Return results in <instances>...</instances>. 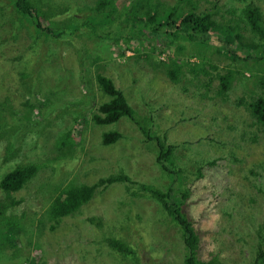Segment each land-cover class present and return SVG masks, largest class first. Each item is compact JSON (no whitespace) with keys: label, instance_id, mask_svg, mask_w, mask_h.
<instances>
[{"label":"rangeland","instance_id":"rangeland-1","mask_svg":"<svg viewBox=\"0 0 264 264\" xmlns=\"http://www.w3.org/2000/svg\"><path fill=\"white\" fill-rule=\"evenodd\" d=\"M160 1L166 7L178 2ZM254 1L264 12V0ZM32 2L45 8L64 3L90 9L96 0ZM193 4L198 12L218 6L220 15L231 18L233 15L227 11L236 8L239 15L246 0H192L184 4V9H191ZM8 24L12 26L7 31L0 29V100L9 98L16 108L23 110L31 94L17 74L21 68L39 65L36 71L40 89L29 111L36 122L52 104H56V111L61 114L49 117L48 127L44 125L41 130L35 127L31 133L20 135L17 155L9 163H5L7 139L0 140V177L4 170L18 163L35 161L39 166L33 180L13 194L17 200L23 199L14 213L27 215L23 225L28 235L23 236L22 253L28 259L34 258L36 264H123L112 257L104 238L124 234L127 241L140 245V251L146 249L143 241L149 239L147 256L150 257L144 264H184L185 249L169 216L159 203L132 194L139 188L136 183L165 190L172 181L156 162L154 143L147 141L132 119L122 118L103 126L91 120L96 105L107 99L95 81L97 73H101L114 78L130 106L152 123L149 125L152 133L166 136L167 143L178 147L175 150L177 169L184 173L193 190L188 208L192 222L203 233L206 258L213 254L220 264H251L258 231L264 221V129L237 99L252 100L256 94L261 95L257 78L264 75V63L258 60L235 63L215 49L209 50L212 64L219 66L220 74L228 70L243 73L233 82L228 98L223 99L217 94L220 88L217 81L209 90L199 87L196 80L184 82L187 91H183L182 84L173 85L162 70H154L147 62H137L134 52L126 51L127 55L121 57L118 47L123 40L83 34L73 37L72 44L71 40H57L51 35L37 44L33 29ZM60 26L63 28L66 24L63 22ZM243 30L246 36L252 37L248 27ZM130 43L136 48L142 46L139 38ZM180 45L191 56L201 54L194 45ZM81 46L89 57L86 73L81 71ZM161 47L165 48L159 44L158 48ZM142 48L148 49L149 44ZM172 51H177V45ZM197 57H190V62H198ZM164 58V54L160 56L161 60ZM250 71L257 75L250 76ZM197 79L205 82L206 75L200 73ZM89 81L91 88L87 90L84 84L88 85ZM79 100L83 107L78 106ZM81 119L84 122H79ZM111 131H118L122 137L117 143L104 146L102 136ZM64 135L72 139V156L59 149L58 143ZM63 153L67 157H61ZM219 157H223V162L221 165L218 162V167L204 166L208 160ZM202 167L205 172L200 177L198 169ZM120 172L129 175L134 183L101 186L84 206L82 215L65 217L60 223L52 220L48 208L65 186L91 185ZM90 217H96L102 225L90 224L87 221ZM125 223L127 226L130 223L128 231H123Z\"/></svg>","mask_w":264,"mask_h":264},{"label":"trees","instance_id":"trees-1","mask_svg":"<svg viewBox=\"0 0 264 264\" xmlns=\"http://www.w3.org/2000/svg\"><path fill=\"white\" fill-rule=\"evenodd\" d=\"M32 1L0 0V29L6 28L7 31L8 27L12 26L7 23H16L20 27L33 29V34L37 36L35 38L37 44L40 43V39L49 38L51 35L57 40H71L72 44L73 37L77 35L79 38L83 34H93L102 39L123 40L126 45L125 49L123 42L122 46L118 47L121 57L127 55L126 51L134 52L133 56L137 62H147L154 70H162L175 86L196 80L199 87H207L209 90L210 86L217 81L218 87L220 86L217 94L223 99L228 98L233 82L239 79V76H243V73L238 70H228L220 74L219 66L212 64L209 50L215 49L235 63L249 64L254 60L264 63V12L254 0H246V5L240 10L239 15L236 14L238 12L236 8L228 10V14L233 15L231 18L220 15L218 6L216 9L210 7L198 12L193 4L191 9L185 10L184 4H190L192 0H178L176 5L170 7H166L160 0H131L130 2L124 1V3L123 0H96L95 6L90 9L70 7L69 4L64 3L56 8L55 3L54 7L45 8ZM63 22L66 26L62 28L60 25ZM246 27L252 37L246 36L243 30ZM17 35L16 30L15 38ZM134 38L142 40V46L148 43L149 48L143 50L142 46L136 48L132 43L129 44V41ZM181 43L194 45L201 53L200 56L185 53V46L180 45ZM159 44H163L165 48H158ZM176 45L177 51H172V47ZM81 47L82 50L79 49L83 53L81 71L86 73L85 66L89 57L83 52L86 49ZM30 53L32 52L28 54ZM163 54L165 58L161 60L160 56ZM190 57L200 59L198 62H190ZM18 61L22 59L18 58ZM93 61L98 62V60ZM207 66L211 70H207ZM36 69H39V65L27 66L24 69L21 68L17 74L20 83L26 85V89L31 94L24 102L23 110L16 108L9 98L0 100V140L7 139L5 163H9L10 159L17 155L16 147L20 135L23 137L31 133L35 127L40 130L44 125L48 127L49 117L61 116L60 111H56L57 106H54L56 104H52L47 107L45 114L39 113L41 120L34 121L29 107L36 100L37 91L40 89ZM200 73L206 75L205 82L197 79ZM256 75L250 71V76L255 77ZM95 81L107 99L97 105L92 103V108L96 105L91 115L93 123L103 126L115 124L122 118L132 119L141 128L147 141L154 143L156 162L172 180L165 190L135 182L139 188L132 194L159 203L162 210L169 216L170 223L178 229L177 235L180 236L185 249L184 264H220L217 255L212 254L206 258L202 240L203 233L200 226L192 222L188 206L191 203L189 200L193 195V190L189 188L184 173L177 169L175 150L178 147L167 143L166 136L161 137L150 131L149 125L151 126L152 123L147 118L139 116L130 106L124 93L115 85L113 77L97 73ZM257 83L261 88V95L257 97L256 94L252 100L240 97L237 103L245 104L256 124L264 129V75L257 78ZM84 87L89 90L91 81L88 85L84 84ZM181 89L187 91V86L182 84ZM205 96H207L206 93ZM78 102L81 103V100ZM78 106L83 107V103ZM79 122H84V119ZM121 137L118 131L106 132L102 136V144L111 146ZM71 140L69 136L64 135L58 143L59 149L68 151L70 156H72ZM61 157L67 156L63 153ZM54 160L60 159L55 158ZM218 162L221 165L223 157L210 159L204 166L216 168ZM204 169V167L198 169L200 177L204 176ZM38 170L39 166L34 161L18 163L1 173L0 264H36L34 258L28 259L22 253L23 236L28 235L25 233L27 232L26 226L23 225L27 215L23 213L19 216L14 213L23 199L17 200L13 194L23 190L33 180ZM123 182L134 183L131 177L124 172L100 178L91 185L70 183L60 190L48 208L49 214L57 223L65 217L82 215L84 206L93 199L99 187ZM87 221L97 226L102 225V221L97 220L96 217H90ZM129 227L130 223L128 226L125 223L123 231H128ZM51 228L54 229L55 226ZM106 238L104 242L106 240L107 246L112 250V257H116V261L123 264L126 262L127 264H144V261L149 260L150 256H147L150 246L149 239L143 241V247L146 249L140 251V245L133 240L127 241L124 234H120V237ZM257 239L251 264H264V221L260 225Z\"/></svg>","mask_w":264,"mask_h":264}]
</instances>
